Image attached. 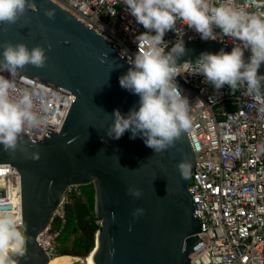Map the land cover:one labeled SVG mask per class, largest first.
I'll list each match as a JSON object with an SVG mask.
<instances>
[{
    "label": "water",
    "instance_id": "95a60500",
    "mask_svg": "<svg viewBox=\"0 0 264 264\" xmlns=\"http://www.w3.org/2000/svg\"><path fill=\"white\" fill-rule=\"evenodd\" d=\"M34 3L36 9H26L15 22L0 23V52L6 43L42 46L44 66L27 64L18 73L72 93L74 101L60 130L42 139L21 136L15 149L0 145V163H10L21 177L26 245L23 255L9 257L11 264H48L53 256L42 246L40 234L52 224L67 189L90 184L99 221L96 264H191L200 221L188 187L196 157L186 131L160 153L139 136L130 139L128 131L119 139L108 137L113 111L127 113L138 106V95L119 84L130 67L127 58L118 46L51 0ZM46 9H54V16H47ZM185 42L181 62L195 61L203 51L232 48L216 40ZM258 71L264 73V63ZM181 160L190 163L187 178L178 168ZM129 188L139 189L141 195L133 196ZM137 208L143 213L133 215ZM66 254L72 255L59 251Z\"/></svg>",
    "mask_w": 264,
    "mask_h": 264
},
{
    "label": "built area",
    "instance_id": "2783aa9c",
    "mask_svg": "<svg viewBox=\"0 0 264 264\" xmlns=\"http://www.w3.org/2000/svg\"><path fill=\"white\" fill-rule=\"evenodd\" d=\"M51 1L118 46L127 60L136 52L144 29L129 15L124 0ZM233 2L264 12V0ZM177 28L184 31V40L200 39L181 21ZM165 40L174 41L175 33L168 32ZM216 41L233 46L228 37ZM177 80L189 97L191 125L186 133L196 157L188 187L200 230L191 264H264V98L250 94L243 83L217 90L201 75L187 72ZM15 82L18 91L33 94L34 110L42 117L38 130L21 136L42 139L60 130L74 95L20 73ZM75 196H84L79 185L67 189L52 224L39 236L51 256L59 253L66 206ZM3 210L17 216L22 227L21 177L10 163H0Z\"/></svg>",
    "mask_w": 264,
    "mask_h": 264
},
{
    "label": "clouds",
    "instance_id": "9594fccd",
    "mask_svg": "<svg viewBox=\"0 0 264 264\" xmlns=\"http://www.w3.org/2000/svg\"><path fill=\"white\" fill-rule=\"evenodd\" d=\"M124 4L144 31L138 36L137 50L128 59L130 67L119 77V84L139 100L138 106L127 113L113 111L108 137L119 139L128 131L130 139L139 136L155 153L174 145L191 125L189 97L177 80L185 72L201 75L217 90L225 85L234 89L243 83L250 94H264V73L258 71L264 63V12L250 11L233 0H124ZM26 9H36L34 0H0V23L15 22ZM54 12L45 10L49 17ZM177 21L199 34L202 41L223 36L230 38L233 46L230 51H203L194 62H181L187 49ZM168 32L175 33L174 41L165 40ZM245 52L249 53L247 57ZM46 60L45 48H29L23 42L6 43L0 52V145L5 150L15 149L23 133L41 126L33 94L18 91L15 78L25 65L42 67ZM178 168L187 178L190 163L181 160ZM129 192L135 197L141 195L137 188H129ZM142 213L143 208H137L133 215ZM25 245L19 218L7 210L0 211V264H11L10 251L23 255Z\"/></svg>",
    "mask_w": 264,
    "mask_h": 264
},
{
    "label": "trees",
    "instance_id": "16d2710c",
    "mask_svg": "<svg viewBox=\"0 0 264 264\" xmlns=\"http://www.w3.org/2000/svg\"><path fill=\"white\" fill-rule=\"evenodd\" d=\"M81 189L83 190L82 186ZM79 200L81 203H77L75 206V212L78 213V218L77 216L75 217L77 220H74V217L71 216V214L74 212L73 210H71V212H67L68 218L64 223V227L60 236L58 237V241L59 243H66L70 236L74 234V240L76 244L75 247L82 250V253H80L81 255H85L88 251H91L94 248V236L99 228V224L96 222L97 218L93 212L94 200L84 199L83 197H80ZM81 218L85 219L84 221L86 224H81L80 228L82 232L80 235H78L77 229L79 226L73 227V224H80L79 220ZM55 226H57L56 223Z\"/></svg>",
    "mask_w": 264,
    "mask_h": 264
},
{
    "label": "flooded vegetation",
    "instance_id": "af4514ba",
    "mask_svg": "<svg viewBox=\"0 0 264 264\" xmlns=\"http://www.w3.org/2000/svg\"><path fill=\"white\" fill-rule=\"evenodd\" d=\"M80 197H72L71 199V202L67 204L66 206V210L67 212H71V210H73L74 212L71 214V216L74 217V220L78 218V213L75 212V206L77 203H81V201L79 200ZM84 199H87L85 196H83ZM66 212V219L68 218V214ZM77 216V218H75ZM85 219L81 218L79 221H80V224L79 223H74L73 224V227H77V225L80 227L81 224H86ZM77 224V225H76ZM60 243H58V246H59V251H65V252H69L71 253L72 255H79L81 253V250L76 248V244H75V240H74V237L72 239H68L67 240V243L66 244H63L61 246V244L59 245Z\"/></svg>",
    "mask_w": 264,
    "mask_h": 264
},
{
    "label": "rangeland",
    "instance_id": "374dc122",
    "mask_svg": "<svg viewBox=\"0 0 264 264\" xmlns=\"http://www.w3.org/2000/svg\"><path fill=\"white\" fill-rule=\"evenodd\" d=\"M82 188H83V190H82V192H83V195L87 198V199H89V200H94L93 198H94V190H93V186L90 184V185H84V186H82ZM96 222L99 224V221L98 220H96ZM77 227H78V225H77ZM81 228L79 227L78 229H77V234L78 235H80L81 234ZM97 232V231H96ZM74 237V234H72L71 236H70V238L69 239H72ZM95 240H96V233H95V236H94V247H95ZM58 243H59V241H57ZM67 243V242H66ZM66 243H60L61 244V246L63 245V244H66ZM59 244V245H60ZM82 251V250H81ZM84 251V250H83ZM92 251V250H91ZM91 251H90V253H91ZM15 252L14 251H10L9 252V257H10V255L12 254H14ZM82 253V252H81ZM57 255H59V253H57ZM55 256V255H54ZM53 256V257H54ZM72 256V255H71ZM73 256H76L75 258H73V260H72V264H87V262H86V257L88 256L87 254H85V255H73Z\"/></svg>",
    "mask_w": 264,
    "mask_h": 264
},
{
    "label": "bare ground",
    "instance_id": "6f19581e",
    "mask_svg": "<svg viewBox=\"0 0 264 264\" xmlns=\"http://www.w3.org/2000/svg\"><path fill=\"white\" fill-rule=\"evenodd\" d=\"M93 249H92L91 253H89L88 256L86 257L87 264H96L94 261V258H93V255H94ZM75 257L76 256H73V255L71 256L68 254H66V255H55L53 258H51V260L48 262V264H72V260Z\"/></svg>",
    "mask_w": 264,
    "mask_h": 264
}]
</instances>
